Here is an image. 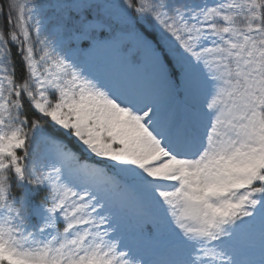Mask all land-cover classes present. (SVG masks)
I'll list each match as a JSON object with an SVG mask.
<instances>
[{
	"label": "snow or ice",
	"instance_id": "snow-or-ice-1",
	"mask_svg": "<svg viewBox=\"0 0 264 264\" xmlns=\"http://www.w3.org/2000/svg\"><path fill=\"white\" fill-rule=\"evenodd\" d=\"M0 264H264V0H0Z\"/></svg>",
	"mask_w": 264,
	"mask_h": 264
}]
</instances>
